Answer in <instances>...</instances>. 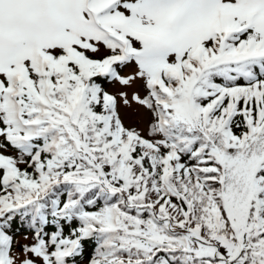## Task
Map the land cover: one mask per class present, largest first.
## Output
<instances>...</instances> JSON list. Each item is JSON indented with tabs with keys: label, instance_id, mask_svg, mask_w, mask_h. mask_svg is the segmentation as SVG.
<instances>
[{
	"label": "snow or ice",
	"instance_id": "obj_1",
	"mask_svg": "<svg viewBox=\"0 0 264 264\" xmlns=\"http://www.w3.org/2000/svg\"><path fill=\"white\" fill-rule=\"evenodd\" d=\"M0 264H264V0H0Z\"/></svg>",
	"mask_w": 264,
	"mask_h": 264
}]
</instances>
